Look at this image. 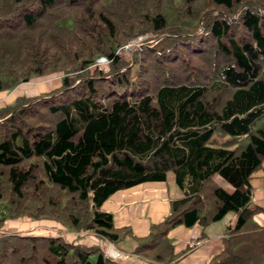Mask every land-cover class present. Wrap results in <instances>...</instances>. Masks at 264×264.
Masks as SVG:
<instances>
[{"label": "trees", "instance_id": "16d2710c", "mask_svg": "<svg viewBox=\"0 0 264 264\" xmlns=\"http://www.w3.org/2000/svg\"><path fill=\"white\" fill-rule=\"evenodd\" d=\"M55 72L59 87L0 102V264H119L103 243L127 235L149 264H177L168 231L228 212L205 264H264L251 185L264 165V125L253 127L264 119V0H0V92ZM169 171L180 196L168 213L145 236L115 227L103 203ZM10 219L99 243L5 232Z\"/></svg>", "mask_w": 264, "mask_h": 264}, {"label": "crops", "instance_id": "0c3cea01", "mask_svg": "<svg viewBox=\"0 0 264 264\" xmlns=\"http://www.w3.org/2000/svg\"><path fill=\"white\" fill-rule=\"evenodd\" d=\"M2 93L0 101L6 102L13 99L15 94L11 93L4 98L1 96ZM219 184L222 186L223 183ZM170 185V180L167 179L164 182H144L119 190L103 203V208L112 213L115 227H128L135 236H145L150 224L157 223L168 213L170 199L180 196L175 184ZM251 185L252 202L263 209V212L256 215V219L264 224V165L254 173ZM234 219L235 215L232 214L226 221L221 219L205 227L178 225L171 228L168 237L173 244L174 252L178 255L177 264H205L218 254L222 249L221 238L225 227L233 224ZM10 224L17 226L18 231L24 234L62 235L67 240H78L85 244L99 243L91 233L67 231L60 224L48 219L20 220ZM191 240L198 243L189 246ZM134 244L132 236L127 235L116 243L104 242L103 246L105 253L119 264H149L132 253Z\"/></svg>", "mask_w": 264, "mask_h": 264}, {"label": "rangeland", "instance_id": "374dc122", "mask_svg": "<svg viewBox=\"0 0 264 264\" xmlns=\"http://www.w3.org/2000/svg\"><path fill=\"white\" fill-rule=\"evenodd\" d=\"M145 36H147V35L139 36L135 40L130 41L129 43H130L131 50L137 44V42L139 40L143 39ZM130 53H131V51L128 52V53H125V54H121V55H127V54H130ZM100 58H102V57H100ZM100 58L97 59V62L101 65V67H104L105 66V63H104V65H102L98 61ZM60 76H61V73L60 72H55V73H52L50 75L33 78V79L29 80L28 82L20 83L13 90H10V91H2L3 93L2 92H0V93H2L1 96H3L4 98L5 97L7 98L9 95H11V93H14L15 92L16 94H14V96L12 97L13 99H15L17 96L32 95V94H37L39 92H45V91H48V90H51L53 88H56V87H59L60 86ZM13 99H11V100H13ZM11 100H10V102H11ZM0 102H2V101H0ZM260 124L261 125H264V119H262L261 121L258 120L253 125V127L254 126H257V125H260ZM246 142L247 141L243 140V143L244 144ZM167 179L170 180V183H171L170 186H173V184H175L174 183V180H173V174H172L171 171H169L167 173ZM214 179H215V181L217 183L222 182L223 183L222 184V187H224L227 190H230V188H231L230 185L225 180H223L219 175H215ZM232 214H233V212H228L223 217L222 221H226L229 218V216L232 215ZM14 221H20V220L19 219H10V220H7V222L5 223V225H3V227H2V230L5 231V232H17V233H20V231H18L19 229H17V226H13V225L11 226V224H10V223H12Z\"/></svg>", "mask_w": 264, "mask_h": 264}, {"label": "built area", "instance_id": "2783aa9c", "mask_svg": "<svg viewBox=\"0 0 264 264\" xmlns=\"http://www.w3.org/2000/svg\"><path fill=\"white\" fill-rule=\"evenodd\" d=\"M130 51H131L130 43L124 44V45H122L121 47H119V48L117 49V53H118L119 55H121V54H125V53H128V52H130ZM98 61H99L102 65H104V63H106V59H105L104 57L100 58ZM197 243H198V242H197L196 240H191V241H189L188 244H189V246H195ZM109 249H110V248L107 249V252H109Z\"/></svg>", "mask_w": 264, "mask_h": 264}, {"label": "bare ground", "instance_id": "6f19581e", "mask_svg": "<svg viewBox=\"0 0 264 264\" xmlns=\"http://www.w3.org/2000/svg\"><path fill=\"white\" fill-rule=\"evenodd\" d=\"M110 251H112V250H110Z\"/></svg>", "mask_w": 264, "mask_h": 264}, {"label": "water", "instance_id": "95a60500", "mask_svg": "<svg viewBox=\"0 0 264 264\" xmlns=\"http://www.w3.org/2000/svg\"><path fill=\"white\" fill-rule=\"evenodd\" d=\"M16 94V93H15Z\"/></svg>", "mask_w": 264, "mask_h": 264}]
</instances>
